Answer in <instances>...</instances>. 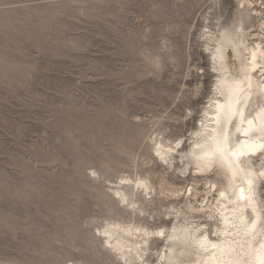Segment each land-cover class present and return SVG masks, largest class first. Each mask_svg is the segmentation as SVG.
Wrapping results in <instances>:
<instances>
[{"label":"rangeland","instance_id":"1","mask_svg":"<svg viewBox=\"0 0 264 264\" xmlns=\"http://www.w3.org/2000/svg\"><path fill=\"white\" fill-rule=\"evenodd\" d=\"M240 25L264 47V0H0V264H126L102 229L166 233L177 212L211 232L188 208L214 204L223 179L188 153L215 96V41ZM125 179L152 188L124 187L141 212L115 196ZM166 245L150 239L145 264Z\"/></svg>","mask_w":264,"mask_h":264},{"label":"bare ground","instance_id":"2","mask_svg":"<svg viewBox=\"0 0 264 264\" xmlns=\"http://www.w3.org/2000/svg\"><path fill=\"white\" fill-rule=\"evenodd\" d=\"M241 4L244 10L251 6ZM215 42V96L188 153L196 173L217 170L223 179L220 186L212 184L214 204L200 211L188 208L191 215H204L213 229L209 232L208 224H195L193 216L180 212L169 232L156 235L135 226H106L99 236L126 264H145L148 242L157 238L167 243L161 264H264V211L258 190L264 167L256 168L257 162H264V47L262 42L249 46L241 25L234 32H222ZM154 149L163 163L175 160L176 149L164 141L156 140ZM123 185L115 196L141 212L124 187L148 196L150 184L125 179Z\"/></svg>","mask_w":264,"mask_h":264}]
</instances>
